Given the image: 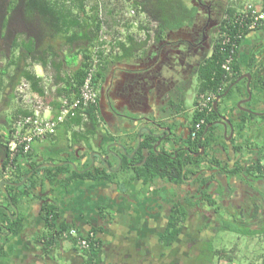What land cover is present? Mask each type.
<instances>
[{"label":"crops","instance_id":"1","mask_svg":"<svg viewBox=\"0 0 264 264\" xmlns=\"http://www.w3.org/2000/svg\"><path fill=\"white\" fill-rule=\"evenodd\" d=\"M229 4L234 9L251 4L259 10H264V0H230ZM136 32L139 31H130V33ZM125 35H127V32ZM140 35L142 34L140 33ZM135 39L131 41L126 37L123 38V42L119 46L120 53L117 56L110 57L101 74L106 81V94L102 93V96L104 99L106 98L104 94L111 97L113 105L120 107V110H116L117 113H114L113 109H110L106 103L103 107V120L110 137L105 144L111 146L115 142L114 146L118 147L116 141H121L129 155L134 153L133 150L138 147V130L140 128L134 122H129V120L122 119L120 116L147 117L154 120L159 111L154 102L155 89L150 88V94H152V91L154 92L153 97H150L151 95L149 96L143 88L149 80L143 79L142 69H151L143 63V57L145 50L152 47L153 42L145 43V38L141 36L135 37ZM62 43H64L62 40L54 43L58 51L57 57H54V59L57 66L61 68L60 72L50 67V62L53 59V57L51 59L52 55L47 56L49 57L47 60L49 66L44 67L40 64L41 58L44 56L46 43L42 45L43 51L37 56L38 61H32L31 57L28 62L23 61V67L27 68L28 66V69L32 72L31 74L35 73L37 78L50 73L55 80L57 78L58 81H61L65 75H74L77 69L82 66L84 53L75 45L74 47H63ZM86 48L88 50V46ZM10 54L13 56L11 50L9 57ZM66 56L71 58L68 59ZM9 57L6 60L7 64L8 60H11ZM235 62L237 79L232 82V85L239 82L238 90L245 89L249 82L247 76H249L251 77L252 89H262L264 92V28L248 33L243 38ZM205 64L206 61L198 69H202ZM24 68L19 71L16 70V75H13V77H16L14 80L13 78H6L8 72H5L4 68L1 69L3 72L0 73V101L5 102L7 114L4 115L6 118L8 116L12 118L15 114L23 113V110L28 113L25 108L22 110L23 105L18 103L15 98L17 86L21 81L27 80L24 76V71L27 69ZM199 70L195 74L192 83V88L196 83L192 108L188 103L190 91L185 95V106H179V112H186L189 120L192 116H195L197 95L202 84ZM155 72L156 70L152 75L156 81ZM21 75H23V78H20ZM30 83L32 84V82ZM230 83L225 82L224 85L228 87ZM40 84H42L41 79ZM33 90L39 91L35 88ZM75 93V91H72L67 95L63 88L57 86L55 101L51 104V116L58 114V109L60 110L61 106L59 102L62 97L69 96L73 98ZM104 101L106 102V100ZM226 102V99L219 102V112H223ZM165 107L166 105L162 111ZM260 109V112L264 114L263 105ZM79 123L81 121L65 124L60 129L58 139L52 143L38 142L35 145V151L23 158L14 168L8 169L7 175H4L2 171L3 160L0 156V183L5 179L3 178L5 176L8 182L19 184L22 182L20 177L30 173L33 166H41L44 163L57 165L54 168L47 167L37 170L35 175L21 188L6 187L8 193L11 192L13 200L10 199L12 203L9 202L0 187V210H2L1 207H5L10 210L12 215V217H9L4 209L0 212V247L3 246L4 248L3 253L0 254V264H80L81 261L78 260L79 256L75 252L73 244L64 242L58 247L54 245L49 251H46L44 240L48 241V238L52 235V229L44 221L45 211H42L47 207L54 208L55 213L57 212L59 219L57 218L58 222H56L58 225L64 223L76 227L84 234L91 231L92 228L96 229L98 239H100V258L103 264H173L174 247L165 246L162 237L173 206L181 202L184 205L183 209L187 212L188 230L186 236L193 239V230L196 224L205 223L206 225L210 220L217 219L223 222L238 223L236 221L243 219L240 212L242 207L239 203L241 204L244 198L248 199L250 196H254L257 198L255 200L257 215L249 216L252 225L247 227H250L253 232H257L255 237L263 239L264 174L255 170V167L259 160L261 165L264 164V116L256 119L255 123L243 130H237L230 142L223 137L218 139L217 142L215 141L216 143L214 142L218 148L213 151L214 153H210L211 159L215 160L216 158L215 162L220 168L235 170L236 174L224 175L222 173V176L217 171L211 172V174L213 173L212 179L218 181L221 185L219 183L218 185L213 184L212 188L215 192L210 193V196L203 200L198 198L197 191L201 182L198 180L199 176H195V174L199 171H205L204 162L206 158L199 162V167L193 165L187 168L185 172L186 180L180 188L176 186L175 179L154 178L150 172L145 170L144 166L140 164L144 162L143 157L146 154L143 151L135 155L133 163L125 162L128 158L125 157L124 151H93L108 159L109 167L104 163L102 164L99 157L95 159V171L106 172V177L103 180H95L90 175L83 176L82 174L75 176L74 180H69L70 182L61 181L63 177L58 180V175L64 176L71 168L69 166L66 170H58L60 168L58 164L61 158H65V155H69L71 162L76 164L80 171L85 169L91 162L89 152L92 151H80V157L76 156L75 151H48L51 147L50 144L58 145L70 139L71 129ZM1 126L6 127L5 122ZM89 135L94 136L96 134L90 130ZM115 150L117 149L115 148ZM110 152L121 156L122 164L123 160L125 162L124 170H121L119 160ZM164 152L169 153L170 151ZM16 167L17 169H15ZM206 169L209 171L208 167ZM80 175L82 176L80 177ZM177 181H180V179H176ZM50 189H52L53 198L56 199V205L43 206L39 194L49 192ZM224 190L229 195V200L235 199L236 201V205L232 210L233 214L231 210H228L231 201L226 202L225 206H221L222 202L219 197H222ZM215 193L219 196L217 194L216 196ZM211 201L214 204H211ZM251 202H254V200ZM243 203H245V200ZM238 206H240V209ZM244 217L247 219L248 216L245 214ZM18 219L20 223L16 225L15 221ZM242 226L245 225L242 224ZM221 234L225 236L235 235L237 238H242V240L250 237L224 231L222 228L218 229L213 237L217 238ZM210 243H213V241L211 240ZM232 246L233 243L231 242L229 247L232 248ZM212 248L213 250L226 251L231 249H227L228 246L214 248L213 245Z\"/></svg>","mask_w":264,"mask_h":264},{"label":"trees","instance_id":"2","mask_svg":"<svg viewBox=\"0 0 264 264\" xmlns=\"http://www.w3.org/2000/svg\"><path fill=\"white\" fill-rule=\"evenodd\" d=\"M91 1H93L92 6H90ZM126 4L128 7L135 8L139 17L145 16V20H142V24H140L138 28L139 32L136 34L128 31L132 28L130 21L123 25L127 28L126 38L131 41L136 40L135 37H138L140 33L145 36V43L150 42L152 39L159 40L163 38L167 32L177 30L185 22L192 21L195 15V9L190 7L186 0H106V2L103 0H0V41L2 42L1 46L5 48L4 51H1L0 46V61L2 58L9 57L10 50L13 54V56L10 54L9 58L11 60H8V64L5 65V71L6 67L11 65L16 66L18 71L22 70V68H24L22 64L23 61L28 62L31 60V57L32 61H38L37 56L41 54L43 51L42 45L46 43L43 52L44 56L41 58V63L40 61L39 63L44 67L49 66L47 61L49 57L47 56L52 55L51 59L52 57L53 59L50 62V67L60 72L61 68L57 66L55 63L56 60L54 59V57H57L56 54L58 52L54 43L62 40L64 41V43H62L63 47H74V45L79 47L84 53V61L74 75H65L62 77L61 81H58L56 78L55 83H63L61 86L65 85L61 87L64 89L65 94L68 95L72 91H75V94L78 95L84 81L86 68L88 67L87 60L91 57V48L97 44H106L104 41H99L100 34L104 30L103 28L106 26L108 31L106 32L109 36L115 37L116 35H122L119 28L113 29V27L121 26L120 16L123 14L122 12ZM229 12L233 17L235 10H229ZM239 29V26L233 24L231 21L227 23L226 26L224 23L221 26V31L226 32L227 36L230 37L232 41L236 40L238 48L243 38L250 33L248 31H243L239 37ZM120 43L121 42L117 43V46H120ZM86 46H88V50ZM231 50V45L226 47L225 51H221V48L217 45L211 58L206 60V64L200 70V80L202 84L199 93H218L224 83L228 82L229 76H227V73L222 69V63L225 57L230 54ZM236 55L237 53H235V58ZM235 63L234 69L236 71L237 67ZM28 68V66L24 68L27 69L24 71L25 78L32 82L33 89L35 88V90H39L37 92L43 94L44 87L40 84L41 78H37L35 73L31 74L32 72ZM22 76L23 75H21L20 78H23ZM100 77L101 74H99V78ZM15 78L16 77H13V80ZM231 79H234V77ZM87 115L90 117V120L92 119L95 121L96 109H88ZM16 116L15 114L12 118H6V116L3 115V120L0 118V123L2 120L6 125V127H4L0 124V156L3 160V173L7 165H9L10 159L7 144L8 140L11 138L12 123L17 118ZM203 117V114L195 113L194 123H198ZM81 119L82 116L78 115L74 120L81 121ZM23 158H25V155L19 153L14 159L13 165L19 164ZM196 160L197 159L189 157L185 163L180 159L173 160L169 155L153 154L147 161L145 170L151 174L154 173V178L175 179V182L176 179H180V181H182L184 167L186 164H191L193 161H195L193 162L195 166H199ZM255 170L261 171L264 174L260 160L256 163ZM90 174L92 176L91 172H87L83 174V176H89ZM232 174H236V171L234 170ZM77 176L79 175H76V177ZM81 176L82 175H80V177ZM25 177L26 174L22 175L20 181H23ZM92 177L95 180H99L106 177V172L94 171V176ZM9 195L13 200L10 191ZM211 204L214 203L211 201ZM2 210H0V212H2ZM42 211H45V224L52 229L51 237L44 243L46 251H49L54 245L58 247V245L67 242L73 244L75 252L78 253L79 256L78 260L81 261L80 264H103L100 258L101 245L98 235L96 239L92 241L90 249L81 252L76 246L77 243L75 238L64 237V234L69 229L76 227H71L64 223H59L58 225V214L50 207L42 209ZM254 214L257 215V211ZM186 218L187 212L182 207L175 206L172 209L162 237V242L165 246L172 247L179 240L183 232L182 225ZM15 223L16 225L19 224V219L16 220ZM90 230L97 234L96 229L92 228ZM222 230L240 236L255 237L257 234V232H253L250 227L242 226L241 223H232L229 221L223 222ZM80 232L84 234L82 231ZM206 245L211 248L210 242ZM3 251L4 248L1 246L0 254H2ZM230 253H232V251L213 250V248H211V259L209 258V261H212L214 258L219 261L223 259L231 261Z\"/></svg>","mask_w":264,"mask_h":264},{"label":"flooded vegetation","instance_id":"3","mask_svg":"<svg viewBox=\"0 0 264 264\" xmlns=\"http://www.w3.org/2000/svg\"><path fill=\"white\" fill-rule=\"evenodd\" d=\"M186 2L189 4L190 7L195 9V15L193 17V20L190 22H185L177 30L167 32L164 35V37L159 40L152 39L150 41L153 42L152 47L145 50V54L143 57V63L146 66L151 67V69L148 68L142 69L143 72L142 76L143 79L149 80L148 84H144L143 88H145V92H147L149 96L151 95L150 97H153V93H154L152 91V94H150V88H152V90L153 88L155 89L154 102L159 110L157 115L155 116V119L152 120L151 118L149 119L147 117L146 118H137V117L133 118V117H125V116H120V117L122 119L129 120V122L130 121L132 123L134 122V124L137 127L139 126L140 128L138 130V139L140 138V136L142 137V139L141 141L138 140L137 142L138 147H136L133 151H136V154L140 151H143L144 153L146 152V154L144 155L145 157H143L144 162L140 163L144 166V169L147 161L152 157L153 154L169 155V157L172 158L173 160L180 159L185 163L189 157L197 159L196 161L198 163L201 160H203V158H206V161L204 162L205 171L204 172L199 171L195 174V176L196 175L199 176L200 179L198 178V180H200L201 182L200 187L197 191L198 198H201L203 200L204 198L209 197L210 193L215 192L213 191L212 188L214 186L213 184L218 185L219 183L218 181L216 182V180L214 181L212 179L213 173L211 174V172L217 171L219 175L220 174L222 175V173H224L225 175V174H232L233 171L230 169L223 170L222 168H220L218 164H216L215 162L216 158L214 160L211 159V157L209 156L210 153H214L213 151H216L217 150L216 148H218L217 145H215L217 139H212V134L215 132L216 127H210L211 124H214L219 120L215 112V108L213 107V111L207 115L204 126L199 131L197 136L193 138L192 131L195 122L194 116H192L191 120H189V118L186 116V112L185 113L179 112V106L181 105L182 107L185 106L186 103L185 95L192 88L193 79L195 77V74H197V71L199 70L198 67L201 66L204 61H206L208 58H211V56L213 55L218 45L219 36L223 32L221 31V26L223 23L225 26L227 24L226 16L230 13L229 10L231 5L229 4L230 0H186ZM119 51L121 50L120 49L113 50L110 52V54L112 57L117 56L120 53ZM106 62L108 61L104 59L101 67L98 68L95 76L98 86V100H97V104L94 107H90L91 109L92 108L96 109L95 121L92 119L90 120V117L87 115V110H88L87 109L84 112L85 115H81L82 116L81 123L75 125L71 129L72 132L70 139L63 141L61 144L58 145L50 144L51 147H49L48 149V151H75L77 157L81 156L79 155L81 154L80 151H88V152L92 151L89 152L90 153L89 157L91 159V162L89 163L88 166L85 167V169H82V171H80L77 165H75L76 168L71 165L72 160H70L69 155H65V158H61L59 164L57 163L58 165H60V168H58V170H66L69 168V166L71 168L69 172H67L64 176L58 175L59 176L58 180H60V177H63L61 181L67 182L70 179H75L74 177L76 175L79 174L83 175L87 172H91L92 176H94L95 168L91 167L93 164L92 162L93 161L92 154L94 153L93 151H127L121 141H116V146L118 147L114 146L115 142H113L111 146L110 144L108 145L105 144L106 140H108L110 137L105 126L106 124L103 120L104 117L103 107L106 103V105H108L110 109L111 108L113 109L114 113H117L116 110H120V107H117V105L115 104L113 105L112 98L105 95L106 94L105 79L103 78L102 75L99 78V74H102V69H104L103 67H105ZM155 70H156L155 72L156 81L153 79V75H152ZM236 79H237V74H235L234 79H231L227 82V83L231 82L228 87L224 85L223 91L221 94L218 95L217 99L227 92V90L231 87L232 82ZM102 93H105L104 94V96L106 97L105 99L102 96ZM129 96L130 95L128 94V97ZM104 100H106V102ZM165 105L166 107L164 108V111H162ZM77 113L75 114V116L69 117L68 120H66L63 124L58 125L54 135H50L38 142L39 143L54 142L56 139H58L60 129L65 124L74 123L77 120V119L74 120L78 116ZM157 118L161 119L160 123L162 124L163 128L165 130L169 129L172 133L171 139L173 140L174 144L170 143L169 148H167L164 144H161L159 147L154 149L155 145L159 143L160 139H154L148 136V134L145 131H143L142 133L140 132L142 128H149L153 130L154 127L152 126L150 121L156 122ZM165 120L168 122H163ZM114 125L116 126L115 122ZM90 130L91 132L92 131L95 132L96 135L90 136L89 135ZM157 132L158 134L164 133L165 136H168L167 132H163L159 130H157ZM203 137L204 139H202ZM38 142L33 144L31 152L35 151V145ZM121 146H123V149L121 148ZM115 148L117 150H115ZM202 148H204L205 150L203 155H201ZM164 151H170V152L167 153ZM131 155H129L128 153L127 155H125L126 158L131 160L129 161L128 159H126L125 162L126 161L131 163L134 162L135 156L133 158H130ZM125 162L123 160L121 170L125 169ZM193 162H191V164L190 163L186 164V166L184 167V172H183L184 176L182 177V181L175 182L177 187L180 188L181 184L186 180L185 172L187 168L194 165ZM38 166L39 165L33 166L30 170V173L32 172L36 173L38 168H40V166L39 167ZM207 167L209 168V171L206 169ZM42 168H47V167H42ZM15 169H17V167ZM30 173H28L26 176H28ZM153 174L154 173H152V175ZM101 179L103 180L104 178ZM4 180L7 181V178L5 177ZM221 183H223V181H221ZM49 192L50 193L47 196H45V194L48 192L46 193L43 192L39 194L43 206L56 205L55 203L56 199L53 198L52 189H50ZM225 192L226 191L224 190V192L222 193L223 194L222 197L221 196L219 197L221 198V202H222L221 206H225L226 202L231 201L229 200V195H227ZM216 194L217 193H215V195ZM244 200L245 203H243ZM252 200H254V202H251ZM255 200H257L256 197L250 196L248 199L244 198L241 204L239 203V205L242 207V210L240 212L242 213L241 217L243 216V219H240V221H236V222H238L239 224L240 223L244 224L245 226L252 225L249 216H252L256 212L257 205ZM234 205H236L235 199L231 201V204L229 202L228 205V210H231V213L233 212L232 210ZM175 206H180L182 208L184 207L182 202L177 205H174L173 208ZM240 206H238L239 209ZM245 214L248 216L247 219H245L244 217ZM222 222L223 221H219V219H217V220H210L206 225L205 223L201 225L196 224L193 230L194 238L191 239L186 236V232L188 230V221L186 219L182 225L183 232L181 234V237L173 245L174 247L173 264H181L183 260H184L183 261L184 264L185 262L187 263L190 260H192L193 262L195 261L194 264H212V261L215 260V258L212 259V261H209V258L211 259L210 256L211 251L209 249V246L206 244L207 243L209 244V242L214 236V233L218 231V229L222 228ZM184 240L185 242H183ZM44 242L46 243L47 240H44Z\"/></svg>","mask_w":264,"mask_h":264},{"label":"built area","instance_id":"4","mask_svg":"<svg viewBox=\"0 0 264 264\" xmlns=\"http://www.w3.org/2000/svg\"><path fill=\"white\" fill-rule=\"evenodd\" d=\"M230 10H235V14L232 17L229 13L226 16V21L227 23L231 21L233 24L239 26V37L243 31L251 33L264 28V10H259L251 4H246L243 8L235 9L231 6ZM127 16L130 19H135L138 16V12L135 8L130 7ZM142 20H145V17ZM142 20L133 21L132 23L135 27H138L142 23ZM103 29L101 40L107 41V43L104 46L97 45L92 49L91 57L87 60L88 67L86 68L84 81L80 87L79 94L77 96L74 95L73 98L69 96L62 97L60 100V112L57 116L47 117L45 115L46 113H50L51 106L46 104L42 97L32 94L28 83H23L19 87L18 96L23 99L26 105L33 107V112L31 113L32 110H30L31 114L19 117L13 124L11 138L7 144L10 164L13 163L19 153L29 154L36 141L54 135L58 125L63 124L69 117L75 116L77 112L85 115L84 112L87 109L97 104L98 86L95 79L96 72L101 67L103 60L106 58L105 56L110 53V50L114 48V45L119 40V37L115 36L111 38L107 35L106 26ZM218 45L221 51H225L229 45L232 46L230 54L225 57L222 63V69L229 76V79L227 78L229 81L236 74L234 63L238 44L236 40L232 41L227 36V33L223 31L219 36ZM102 52L104 55H102ZM50 82L52 81L47 80V83ZM223 88L224 85L219 89L218 93L206 92L198 95L196 111L197 113L203 114L204 117L198 123H194L192 131L193 138L197 136L204 126L207 115L213 111L214 103L218 95L222 93ZM46 95H49L48 88H46ZM262 166L264 172V164ZM7 174L8 171L6 172ZM64 237L75 238L78 250L84 252L90 249L92 241L96 239L97 234L93 231L82 234L77 228H71L64 234Z\"/></svg>","mask_w":264,"mask_h":264},{"label":"water","instance_id":"5","mask_svg":"<svg viewBox=\"0 0 264 264\" xmlns=\"http://www.w3.org/2000/svg\"><path fill=\"white\" fill-rule=\"evenodd\" d=\"M247 78L249 79V82L245 89L238 90L237 86L239 82L238 83L236 82V84H233L224 95H222L217 99L214 108L219 120L214 124L210 125V127H216L215 132L212 134V139L218 140L223 137L226 141L230 142L237 130L238 131L243 130L247 126H250L253 123H255L256 119L264 116V114L260 112L261 105L264 106V99H263L264 92L262 89L253 90L251 85V77L247 76ZM222 99H226L227 102L223 112L221 113L219 112L218 105ZM160 120H161L160 118H157L156 122L150 121V123L154 127L153 130L149 128H142L140 131L141 133L145 131L148 134V136L154 139H160L159 143L155 145L154 149L159 147L161 144H164L167 148H169L170 143L174 144L173 140L171 139L172 137L171 131L169 129L165 130L162 124L160 123ZM163 122H168V121L165 120ZM157 130L167 132L168 136H165L164 133L158 134ZM141 139L142 137L140 136L139 140L141 141ZM121 148L123 149V146H121ZM201 150H202L201 155H203L205 150L204 148H202ZM110 153L113 154L114 157H116L119 160L120 166H122L120 156L117 153H112V152ZM124 153L125 155H127L126 151H124ZM135 154L136 151L130 156V158H133ZM94 156L99 157L102 163L106 164L107 167H109V164L107 163L108 159L104 157L102 154L97 152H94L92 154L93 164L91 167H94L95 165ZM71 165L76 168L75 166L76 164L71 163ZM42 167H57V165L44 164L43 166H40L38 170L41 169ZM34 173L33 172L30 173L19 184H13L8 181H2L0 183V187L5 193L9 202L12 203V200L10 199V195L6 187L13 186L16 188H21L27 184L28 180L34 175ZM49 193L50 192L46 193L45 196L49 195ZM13 207L15 206L13 205ZM3 209L6 210L9 217H12L10 210H8L5 207H3ZM16 211L18 210L16 209Z\"/></svg>","mask_w":264,"mask_h":264},{"label":"rangeland","instance_id":"6","mask_svg":"<svg viewBox=\"0 0 264 264\" xmlns=\"http://www.w3.org/2000/svg\"><path fill=\"white\" fill-rule=\"evenodd\" d=\"M106 2V0H103ZM93 1L90 2V6H92ZM128 5L126 4L123 10V14H121L120 16V22L121 24L123 23H127L128 21L133 22V21H139L141 19H143V16L140 18L139 16H137L135 19H129V17L127 16L128 14ZM118 29L122 32H127L125 31L124 28H122V26L119 27H113V29ZM2 45V42L0 41V46ZM5 48L1 46V51H4ZM8 55V54H7ZM68 59H70V56H66ZM7 64V61L4 59L2 62H0V73H2L3 71L1 69H3L5 67V65ZM8 66V65H7ZM17 70L16 66H8L6 67V71L8 72V74L6 75V78H13V75L15 76V72ZM5 78V80H6ZM195 91H196V83H194L193 88L190 90L189 94H188V103L190 104V107L192 108V101L194 99L195 96ZM0 116L7 114L6 111V106H5V102H1L0 104ZM2 118L3 120V117ZM9 118V116H8ZM1 120L0 124H3V121ZM228 237V238H227ZM213 241V243H211V248L212 245L214 248H216L217 246L219 248H225L226 246H228L227 249L231 248L229 247L230 243H233L232 248L229 250L230 252L232 251V253H230V258L232 259L231 261H228L227 259H223L221 261H219L218 259H215L212 261V264H263V256H264V237L263 239L258 238V237H247L245 240H242V238H237V236L235 235H224L221 234L219 237L215 238L213 237L211 239ZM68 244V243H67ZM224 246V247H223ZM203 247V246H202ZM211 248L209 247L210 251ZM234 252V254H233ZM184 261V260H183ZM181 262V264H184V262ZM195 262V261H194ZM194 262L192 260L188 261V264H194ZM185 262V264H187Z\"/></svg>","mask_w":264,"mask_h":264},{"label":"clouds","instance_id":"7","mask_svg":"<svg viewBox=\"0 0 264 264\" xmlns=\"http://www.w3.org/2000/svg\"><path fill=\"white\" fill-rule=\"evenodd\" d=\"M130 7H128V9H129ZM127 9V10H128ZM142 17V16H141ZM140 17V18H141ZM143 17H145V16H143ZM130 19V18H129ZM142 20V19H141ZM144 21V20H143ZM121 23V22H120ZM129 23V22H128ZM125 24V23H124ZM124 24H120L121 26H122V28H124L125 29V31H127V28L126 27H124L123 25ZM142 24V23H141ZM130 25H132V28L130 29V30H128V31H131V30H136V31H138V28H139V26L138 27H135L134 25H133V23L132 22H130ZM140 25V24H139ZM108 32V31H107ZM106 32V33H107ZM121 33H122V35L120 36V35H116V37H119V40L117 41V43H119V42H123V38L124 37H126V32L124 33V32H122L121 31ZM137 33V32H136ZM135 33V34H136ZM109 36V35H108ZM139 36H141V37H145L144 35H139ZM101 34H100V40L99 41H104V40H101ZM109 37H111V38H113V36H109ZM104 42H106L107 43V41H104ZM97 45H99V46H104L105 44H102V45H100V44H97ZM97 45H95V46H97ZM95 46H93L92 48H91V53H92V49L95 47ZM113 50H119V46H117V44H115L114 45V48H112L111 50H110V52L111 51H113ZM102 55H104V53L102 52ZM110 56H111V54L109 53L107 56H105L106 58V60L108 61L109 59H110ZM5 60H7V57H5L4 58ZM3 58L1 59V61L0 62H2L3 60H4ZM49 75H46V76H42V77H40V76H38V77H40L41 79H42V87H44L43 89H44V93L43 94H40V93H37V92H35L34 90H33V87H32V84L29 82V81H27V80H23V81H21V83L17 86V88H16V90H15V98H16V100L18 101V103H21L22 105H23V108H22V110L25 108L27 111H28V113H25L24 112V110H23V113H18V114H16L17 116V118L15 119V121L19 118V117H21V116H26V115H28V114H31L32 112H33V107H30V106H28V105H26L24 102H23V99L21 98V97H19L18 96V89H19V87L23 84V83H28L29 84V86H30V91H31V93L32 94H34V95H37V96H40V97H42L43 99H44V101H45V103L46 104H48V105H50L51 106V104H52V102H54L55 101V95H56V89H57V86L58 87H62L61 85L63 84V83H59V84H56L55 83V79H54V76H52L50 73H48ZM36 75V74H35ZM37 76V75H36ZM51 79V80H50ZM47 80H49V81H52V82H50V83H47ZM47 86V87H46ZM46 88H48V92H49V95L47 96L46 95ZM200 94V93H199ZM198 94V95H199ZM75 96H77L76 94H74ZM198 95H197V98H198ZM2 102H4V101H2ZM60 103V102H59ZM197 103V102H196ZM0 104H1V101H0ZM60 105H61V103H60ZM6 106V105H5ZM52 107V106H51ZM60 108H61V106H60ZM30 110H32L31 111V113H30ZM50 111V113H46L45 115L47 116V117H51V109L49 110ZM59 112H60V110H58ZM59 112H58V114H59ZM196 113H197V111H196ZM49 114V115H48ZM57 114V115H58ZM56 115V116H57ZM77 115H82V114H77ZM53 117V116H52ZM15 121L12 123V127H13V124L15 123ZM11 130H12V128H11ZM2 133H4V132H2ZM5 134V133H4ZM9 141V140H8ZM36 142H38V141H36ZM35 142V143H36ZM32 152H30L29 154H31ZM29 154H23V155H25V157L26 156H28ZM14 162V161H13ZM10 165H11V167H10ZM14 166L15 165H13V163L12 164H10V160H9V165H7V167L5 168V171H4V175L6 174V172L8 171V169H10V168H14ZM4 178H5V176H4ZM3 181H5L4 179H3Z\"/></svg>","mask_w":264,"mask_h":264}]
</instances>
